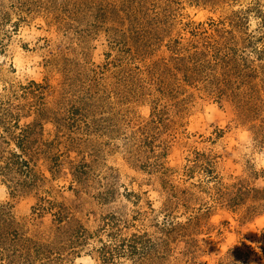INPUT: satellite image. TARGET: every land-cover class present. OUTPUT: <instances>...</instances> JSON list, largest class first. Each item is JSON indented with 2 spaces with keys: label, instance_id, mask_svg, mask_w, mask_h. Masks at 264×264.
Instances as JSON below:
<instances>
[{
  "label": "rangeland",
  "instance_id": "obj_1",
  "mask_svg": "<svg viewBox=\"0 0 264 264\" xmlns=\"http://www.w3.org/2000/svg\"><path fill=\"white\" fill-rule=\"evenodd\" d=\"M4 234L0 264H264V0H0Z\"/></svg>",
  "mask_w": 264,
  "mask_h": 264
},
{
  "label": "trees",
  "instance_id": "obj_2",
  "mask_svg": "<svg viewBox=\"0 0 264 264\" xmlns=\"http://www.w3.org/2000/svg\"><path fill=\"white\" fill-rule=\"evenodd\" d=\"M26 240L28 239H21L20 237H18L17 235L15 234H7V236L4 234V235H1V241H0V244L3 243V246L6 245V248L10 245H12V252L16 253L20 250L24 251V248H26ZM4 241V242H3Z\"/></svg>",
  "mask_w": 264,
  "mask_h": 264
}]
</instances>
